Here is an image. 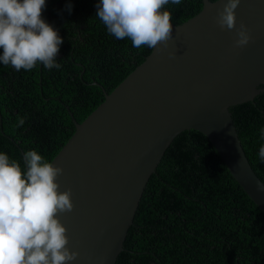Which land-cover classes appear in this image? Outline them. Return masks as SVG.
Returning a JSON list of instances; mask_svg holds the SVG:
<instances>
[{
    "label": "trees",
    "instance_id": "1",
    "mask_svg": "<svg viewBox=\"0 0 264 264\" xmlns=\"http://www.w3.org/2000/svg\"><path fill=\"white\" fill-rule=\"evenodd\" d=\"M97 3L46 0L43 18L63 39L59 69L38 64L17 71L0 62V152L23 169L21 152L36 150L51 162L74 131L70 112L81 122L102 102L104 92L95 82L110 92L151 51L108 33L96 16ZM165 7L180 24L201 10L202 0ZM230 112L245 154L264 182L258 155L264 146V90ZM19 118L25 123L17 127ZM115 264H264V213L204 134L183 130L167 147Z\"/></svg>",
    "mask_w": 264,
    "mask_h": 264
},
{
    "label": "water",
    "instance_id": "2",
    "mask_svg": "<svg viewBox=\"0 0 264 264\" xmlns=\"http://www.w3.org/2000/svg\"><path fill=\"white\" fill-rule=\"evenodd\" d=\"M225 2L202 0L195 15L172 22L167 47L151 49L110 92L95 82L104 99L81 122L70 112L74 131L51 160L63 167L60 190L72 191L73 210L59 214L79 253L68 264H115L150 176L183 130L207 137L264 213V182L230 112L264 90V0H241L231 30L216 22ZM241 23L251 39L236 47Z\"/></svg>",
    "mask_w": 264,
    "mask_h": 264
},
{
    "label": "clouds",
    "instance_id": "3",
    "mask_svg": "<svg viewBox=\"0 0 264 264\" xmlns=\"http://www.w3.org/2000/svg\"><path fill=\"white\" fill-rule=\"evenodd\" d=\"M241 0H226L217 16L221 29L236 28L235 9ZM182 0H99L96 16L116 39L128 38L132 47H167L172 39V13L166 5ZM46 0H0V62L17 71L38 64L57 68L63 39L43 18ZM69 12L71 4L68 5ZM236 47L251 39L241 23ZM19 118L17 127L23 126ZM264 137V129H261ZM264 161V146L259 148ZM26 170L0 152V264H68L79 255L68 247L66 226L59 214L74 208L71 189L60 190L63 167L46 160L36 150L24 153Z\"/></svg>",
    "mask_w": 264,
    "mask_h": 264
},
{
    "label": "flooded vegetation",
    "instance_id": "4",
    "mask_svg": "<svg viewBox=\"0 0 264 264\" xmlns=\"http://www.w3.org/2000/svg\"><path fill=\"white\" fill-rule=\"evenodd\" d=\"M77 64L81 65L80 63H77ZM84 70H85V69L83 68L82 71H81V73H80L81 76L83 75Z\"/></svg>",
    "mask_w": 264,
    "mask_h": 264
}]
</instances>
